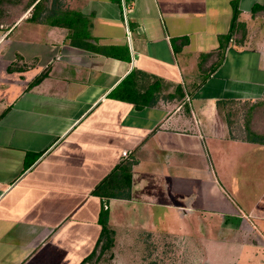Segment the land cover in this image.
I'll return each mask as SVG.
<instances>
[{
  "label": "crops",
  "instance_id": "obj_1",
  "mask_svg": "<svg viewBox=\"0 0 264 264\" xmlns=\"http://www.w3.org/2000/svg\"><path fill=\"white\" fill-rule=\"evenodd\" d=\"M40 1L0 0V264H80L105 205L110 264H264V144L226 116L264 101V0Z\"/></svg>",
  "mask_w": 264,
  "mask_h": 264
},
{
  "label": "trees",
  "instance_id": "obj_2",
  "mask_svg": "<svg viewBox=\"0 0 264 264\" xmlns=\"http://www.w3.org/2000/svg\"><path fill=\"white\" fill-rule=\"evenodd\" d=\"M36 1V0H34ZM47 0H41L36 7H41L43 5V2ZM254 14L258 13H264V5H258L255 6L253 9ZM238 16H239V10L237 5L234 4V16H233V22H232V28H231V35L235 31L237 24H238ZM221 48L223 49V44L221 45ZM47 76V73H43L40 75L33 85L40 83L45 77ZM136 73H132V75L126 79L122 83V87H118L117 89L123 88L128 82L135 80ZM116 89V90H117ZM156 90L155 84L153 87L149 88L145 93L143 94H135V93H129L128 95L136 96L137 99H134L133 101L138 104V106H148L152 103L153 100V92ZM121 91V90H120ZM122 93V94H121ZM117 93H113L112 95L115 97H118L120 100H127L125 99V91ZM127 95V93H126ZM227 104V103H226ZM230 104V103H229ZM228 104V105H229ZM257 107H264V102H259L253 105L250 108L249 115L247 116V121L245 124V129L247 131V134L250 136V140L252 142H258L264 144V133H261L259 131H256L251 124V118L253 111ZM259 109V108H258ZM134 161L127 160L120 163L118 166H116L112 172L106 176L95 188L94 194L104 198V199H129L130 198V189H131V179H132V167H133ZM109 209L107 205L102 209L100 214V225L102 226V232L101 236L98 240V243L94 249V251L84 258L80 264H98L102 258V256L106 255L107 253L111 252L114 244V232L109 227Z\"/></svg>",
  "mask_w": 264,
  "mask_h": 264
},
{
  "label": "rangeland",
  "instance_id": "obj_3",
  "mask_svg": "<svg viewBox=\"0 0 264 264\" xmlns=\"http://www.w3.org/2000/svg\"><path fill=\"white\" fill-rule=\"evenodd\" d=\"M264 102V101H262ZM252 102H233L228 105L226 108V112H228L229 119L233 121V129L235 133L238 134H246L245 124L247 116L249 115L250 107ZM255 105V104H253ZM259 108V109H258ZM253 119H251V122H254V125L252 126L256 131H259L261 133H264V107H257L252 114ZM111 258L110 253H107L106 255L102 256L100 262L98 264H110Z\"/></svg>",
  "mask_w": 264,
  "mask_h": 264
},
{
  "label": "built area",
  "instance_id": "obj_4",
  "mask_svg": "<svg viewBox=\"0 0 264 264\" xmlns=\"http://www.w3.org/2000/svg\"><path fill=\"white\" fill-rule=\"evenodd\" d=\"M125 155H126V153H125Z\"/></svg>",
  "mask_w": 264,
  "mask_h": 264
}]
</instances>
